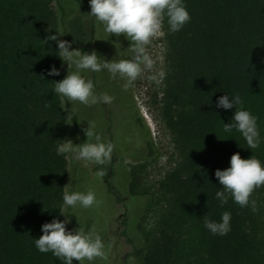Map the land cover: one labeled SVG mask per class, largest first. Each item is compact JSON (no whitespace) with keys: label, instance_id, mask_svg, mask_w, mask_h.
I'll return each instance as SVG.
<instances>
[{"label":"trees","instance_id":"1","mask_svg":"<svg viewBox=\"0 0 264 264\" xmlns=\"http://www.w3.org/2000/svg\"><path fill=\"white\" fill-rule=\"evenodd\" d=\"M183 2L190 19L179 31L169 32L166 18L162 21L167 50L161 113L179 161L160 187L175 202L172 220L163 218L144 232L140 246L129 239L132 253L142 264H264V184L250 194L254 210L230 195L221 205L214 176L217 168L228 167L234 152L264 163L259 130L264 126V0ZM55 32L59 35L52 0H0V264H62L33 243L42 223L65 215L58 208L68 158L55 148L66 132V112L51 88L67 65L55 54L56 42L44 41ZM92 39L80 50L92 51ZM52 65L59 75L47 74ZM89 76L94 80L93 73ZM225 93L239 94L243 107L257 117L255 149L234 128L225 130L235 110L215 107ZM147 145L152 156L153 145ZM138 182L131 181L132 193ZM224 211L230 213L225 235L204 227L206 217L219 221ZM182 223L196 228L199 238L179 262Z\"/></svg>","mask_w":264,"mask_h":264},{"label":"rangeland","instance_id":"2","mask_svg":"<svg viewBox=\"0 0 264 264\" xmlns=\"http://www.w3.org/2000/svg\"><path fill=\"white\" fill-rule=\"evenodd\" d=\"M52 4L56 29L59 35L63 33L60 39L72 42L71 48H80L93 33L92 50L101 59L127 57L126 48L130 42L123 34L105 33L97 21L93 26V17L88 14V0H52ZM145 47L154 60L153 66L145 69L127 89L122 87L124 81L120 78H109L105 71L93 73L94 91L96 94H109L112 97L110 103L91 106L75 104L76 115L73 116L68 112V102L64 107L66 132L63 139H72L73 143L84 141L83 129L88 127L87 121H91L101 139L113 145L111 160L106 165L73 161L67 154L65 185L71 179L65 186L67 190L91 189L101 201L97 207L75 209L79 222L86 228L92 227L105 243L106 258H94L91 264H142L141 259L132 253L129 239L140 246L144 232L157 227L163 218L172 220L168 215L175 202H169L170 194L163 193L160 187L167 172L179 161L161 113L167 50L163 25L161 34L151 38ZM153 73H163L159 84L148 79ZM138 118L144 122L143 126ZM259 130L264 131V126ZM149 141L154 148L152 156L148 155ZM97 169H102L104 174L97 177ZM134 178L139 182L132 193L130 183ZM71 211L65 208L69 228L73 229L79 225ZM198 232L189 223L180 224L179 262L189 252V246L198 240ZM73 264H78L75 258ZM85 264L88 262L85 261Z\"/></svg>","mask_w":264,"mask_h":264},{"label":"clouds","instance_id":"3","mask_svg":"<svg viewBox=\"0 0 264 264\" xmlns=\"http://www.w3.org/2000/svg\"><path fill=\"white\" fill-rule=\"evenodd\" d=\"M88 3L90 5L88 14L95 18L105 33L116 36L123 34L130 43L126 48L128 52L126 58L101 59L95 50L81 51L80 48H71L72 42L58 38L63 33L57 35L55 32L45 38V42L47 40L56 42L55 54L61 59L62 64L67 65L63 78L52 81L51 91L62 98L63 108L68 102V112L72 116L76 115L75 104L91 106L97 103H110L112 100L106 92L96 94L93 80L88 73L105 71L109 78L123 80L122 87L127 89L145 69L152 68L154 60L145 46L149 44L151 38L161 34L162 21L166 18L168 31L176 32L190 19L183 0H88ZM47 74L59 75L60 69L52 65L48 68ZM162 78L163 73L148 76V79L156 84H159ZM44 106L48 107L47 104ZM215 107L225 110L234 107L230 121L224 123L225 130L234 128L238 131L251 150L258 146L260 134L257 117L243 107L239 94L229 96L225 93L218 96ZM87 122L88 127L83 129L86 139L80 143H73L72 139H59L61 142L56 145V154H70L73 161L106 165L111 160L113 145L103 141L94 131L93 122ZM95 174L100 177L104 173L102 169H97ZM214 176L221 185L215 192V198L221 205L227 202L230 195L234 203L241 207L250 205L254 210L255 201L249 200L250 194L254 188L264 184V163L257 156L252 154L242 158L239 152H234L229 158L228 167L217 168ZM65 186L62 204L58 208L59 213L66 214V207L72 209L71 214H75L79 226L73 229L66 228L69 220L67 215H64V219L54 217L51 221L44 222L41 224L42 234L33 240L35 248L39 252L50 251L62 264H73V258L78 264H85V261L91 264L97 257L106 258L105 243L101 235L92 227L86 228L82 225L75 211L77 207L81 209L97 207L101 203L100 199L91 189L69 191ZM229 222L230 213L224 211L219 221L206 217L204 227L213 234L225 235L230 229Z\"/></svg>","mask_w":264,"mask_h":264},{"label":"flooded vegetation","instance_id":"4","mask_svg":"<svg viewBox=\"0 0 264 264\" xmlns=\"http://www.w3.org/2000/svg\"><path fill=\"white\" fill-rule=\"evenodd\" d=\"M94 22H95V18L93 17V19H92L93 26L95 25ZM93 26H92V27H93ZM93 29H94V27H93ZM93 32H94V31H93ZM92 38H94V34H93V33H92ZM92 41H93V39L91 40V42H92Z\"/></svg>","mask_w":264,"mask_h":264}]
</instances>
